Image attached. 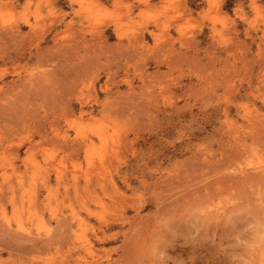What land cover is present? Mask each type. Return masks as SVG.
Here are the masks:
<instances>
[{
	"label": "rangeland",
	"instance_id": "1",
	"mask_svg": "<svg viewBox=\"0 0 264 264\" xmlns=\"http://www.w3.org/2000/svg\"><path fill=\"white\" fill-rule=\"evenodd\" d=\"M0 264H264V0H0Z\"/></svg>",
	"mask_w": 264,
	"mask_h": 264
}]
</instances>
